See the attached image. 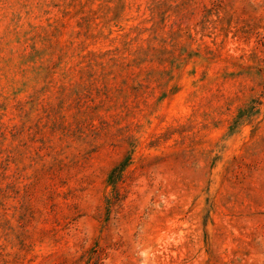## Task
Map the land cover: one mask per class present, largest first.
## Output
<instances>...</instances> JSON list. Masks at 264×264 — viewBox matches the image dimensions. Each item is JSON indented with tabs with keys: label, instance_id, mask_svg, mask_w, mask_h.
Returning <instances> with one entry per match:
<instances>
[{
	"label": "rangeland",
	"instance_id": "1",
	"mask_svg": "<svg viewBox=\"0 0 264 264\" xmlns=\"http://www.w3.org/2000/svg\"><path fill=\"white\" fill-rule=\"evenodd\" d=\"M0 264H264V0H0Z\"/></svg>",
	"mask_w": 264,
	"mask_h": 264
}]
</instances>
